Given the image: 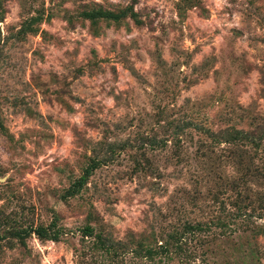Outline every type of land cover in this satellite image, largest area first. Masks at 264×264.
Wrapping results in <instances>:
<instances>
[{"label":"rangeland","instance_id":"rangeland-1","mask_svg":"<svg viewBox=\"0 0 264 264\" xmlns=\"http://www.w3.org/2000/svg\"><path fill=\"white\" fill-rule=\"evenodd\" d=\"M233 129L264 131V0H0V264H264V150Z\"/></svg>","mask_w":264,"mask_h":264},{"label":"trees","instance_id":"trees-1","mask_svg":"<svg viewBox=\"0 0 264 264\" xmlns=\"http://www.w3.org/2000/svg\"><path fill=\"white\" fill-rule=\"evenodd\" d=\"M85 19H89L92 22H97L99 20H108V21H121L122 19L126 17H131L135 21L139 22L140 19L138 18V14L132 9V10H120L118 12L112 11V10H105L102 8L98 9H91V10H85L81 14ZM222 139L227 142H234L238 140H249L254 142L257 149H261V152L264 150V131L261 133H253V132H247L240 129H233V130H226L222 133ZM101 165V161L98 159H91L89 164L84 170V173L74 181V183L66 190V197L75 196L79 194L83 187L87 184L89 177L93 174V172ZM234 215V214H233ZM225 216L219 215L215 218L216 222L213 224L216 226H219L221 228H227L229 224H226L223 222ZM209 222H187L183 226L182 230H174L168 235V238L166 242H163L159 249L156 248H146L144 256L155 259L157 256H160V259L167 257L169 253L171 252V248H175V252H181L184 251L183 247V238L185 236V233H196L200 231H204L206 229H209ZM84 235L86 236H94V228L91 225H86L83 229ZM13 237H16L20 240L22 243H26V239L32 235L35 234L41 239H53L58 240L60 238L61 234V228L58 226V218L55 217L53 221L49 225H37V226H30L29 228H23V229H15L13 232H11ZM4 237V235H0V240ZM98 240L96 243L99 244L100 247H103L107 250H112L114 248L113 244L107 243V238H104L100 234L97 236ZM186 251V250H185Z\"/></svg>","mask_w":264,"mask_h":264}]
</instances>
